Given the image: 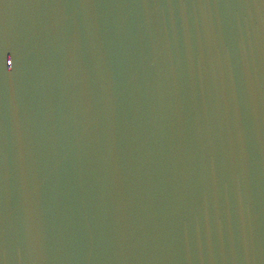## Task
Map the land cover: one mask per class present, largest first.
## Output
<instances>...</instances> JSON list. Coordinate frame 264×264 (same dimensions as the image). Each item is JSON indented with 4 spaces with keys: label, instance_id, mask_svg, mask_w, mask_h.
Masks as SVG:
<instances>
[{
    "label": "water",
    "instance_id": "obj_1",
    "mask_svg": "<svg viewBox=\"0 0 264 264\" xmlns=\"http://www.w3.org/2000/svg\"><path fill=\"white\" fill-rule=\"evenodd\" d=\"M0 264H264V0H0Z\"/></svg>",
    "mask_w": 264,
    "mask_h": 264
}]
</instances>
